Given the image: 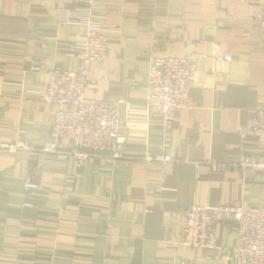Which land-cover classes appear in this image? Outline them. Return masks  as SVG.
<instances>
[{
	"label": "crops",
	"instance_id": "crops-1",
	"mask_svg": "<svg viewBox=\"0 0 264 264\" xmlns=\"http://www.w3.org/2000/svg\"><path fill=\"white\" fill-rule=\"evenodd\" d=\"M87 1L108 48L86 68L84 97L119 103L125 158L77 168L66 140L56 153L0 150V264H240L228 221L214 252L181 243L190 205L264 209L263 173L217 167L264 157L246 136L249 112L264 109V0H0V142H48L57 107L41 99L47 73L83 66ZM160 57L195 67L168 128L145 101L149 61ZM165 155L173 162L164 172L144 160ZM27 177L39 190L25 193Z\"/></svg>",
	"mask_w": 264,
	"mask_h": 264
},
{
	"label": "built area",
	"instance_id": "built-area-1",
	"mask_svg": "<svg viewBox=\"0 0 264 264\" xmlns=\"http://www.w3.org/2000/svg\"><path fill=\"white\" fill-rule=\"evenodd\" d=\"M247 3L250 0H231ZM93 3L87 1L84 6L86 31L84 40L78 47V57L82 67L75 71L54 68L47 73L46 89L41 99L56 105L53 111L49 140L40 149L31 143L16 141L0 142V150L11 156L19 152L38 151L44 154L60 150V140L68 141L65 155L75 167L80 168L90 158L104 156L110 160H123L124 137L120 131L119 103L99 101L84 97V91L90 82L86 68L100 64L105 60L108 48V33L97 27L91 19ZM259 33L264 38V3L260 11ZM217 58L228 60L230 57L215 49ZM28 71H38L31 66ZM195 75L194 63L189 58L160 57L149 61L146 83V106L153 108L161 117L164 127L171 126L174 112L187 104L188 95L193 87ZM246 136L264 147V109L249 112ZM145 161L160 163L166 171L173 160L165 156H146ZM220 170L232 168L237 171H252L264 174V157L244 156L228 165H220ZM39 190V185L28 177L24 180L26 194ZM24 208L33 204L26 202ZM223 221L234 225L237 231V246L234 249L240 264H264V209L246 210L237 202L218 206L190 205L184 211L182 245L214 252L218 238V229Z\"/></svg>",
	"mask_w": 264,
	"mask_h": 264
}]
</instances>
